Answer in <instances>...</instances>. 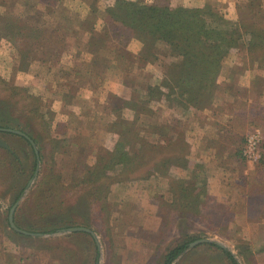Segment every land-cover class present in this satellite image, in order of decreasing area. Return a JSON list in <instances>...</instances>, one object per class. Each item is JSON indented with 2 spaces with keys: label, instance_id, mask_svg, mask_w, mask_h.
<instances>
[{
  "label": "rangeland",
  "instance_id": "obj_1",
  "mask_svg": "<svg viewBox=\"0 0 264 264\" xmlns=\"http://www.w3.org/2000/svg\"><path fill=\"white\" fill-rule=\"evenodd\" d=\"M127 1L210 7L209 23L238 37V45L223 58L209 101L186 109L165 98H148L155 86L166 90L180 57L168 41L122 27L106 9L114 0H0V128L23 131L39 154L31 173L28 144L0 130L20 158L12 162L0 150V264H165L177 244L200 238L222 243L237 264H264V238L259 237L264 223L246 229L248 223L234 221L230 206L212 202L217 197L210 194L206 174L213 161L226 163L229 184L249 185L253 204L264 203V159L244 154L251 134L260 137L264 151V61L246 46L264 25V0ZM120 119L131 122L148 144L181 140L188 167L172 165L166 176L142 177L151 168L122 173L117 165L91 175L98 159L108 158L124 138L119 134L123 126H114ZM200 151L206 157L197 155ZM240 171L241 177L232 179ZM52 177L56 180L49 184L58 182L63 189L43 222L57 231L43 232L53 228L44 224L40 231L47 235L18 234L7 225L14 196L25 186L14 217L18 211L16 225L29 231V221L38 218L34 206L40 185ZM172 177L193 183L206 179L203 214L187 220L172 210ZM99 180L107 188L103 202L93 201L88 191ZM75 226L93 230L100 248L90 233L60 232ZM212 241L187 245L169 264H231L224 252L209 247Z\"/></svg>",
  "mask_w": 264,
  "mask_h": 264
},
{
  "label": "trees",
  "instance_id": "obj_2",
  "mask_svg": "<svg viewBox=\"0 0 264 264\" xmlns=\"http://www.w3.org/2000/svg\"><path fill=\"white\" fill-rule=\"evenodd\" d=\"M114 2V6H108L106 9L115 20H119L122 27L131 31H138L144 38L153 36L156 39L161 38L168 41L175 54L180 57V61L172 65L171 74L167 77V81H165L167 85L165 87L166 90L155 86L148 90V98H165L171 101V103H180L186 109H188L189 105L198 108L206 104L210 99V93L217 85V77L222 60L232 47L238 45V37L236 38L234 34H228L226 31L214 27L209 23L208 17L214 15L210 7L191 8L157 4L146 5L135 1H127L124 4V0H114ZM122 13L123 15H121ZM88 23L90 26H94L92 19ZM246 46L250 55H254L256 59L264 61V25L256 28ZM129 105L131 106V104ZM135 106L137 107V105ZM114 126L115 128L123 126V130L119 134L124 138L116 143L114 150L109 154L108 158L101 156L98 159L96 167L91 170V175L95 176L96 172L100 173L108 168H116L117 165H120L119 168L122 173L134 171L142 167L151 168L144 171L145 174L142 177H148L153 173L166 176L172 165L188 167L187 146L186 144L183 145L181 140L178 142L168 137L166 145L160 143L148 144L143 136L133 130L131 122L120 119L114 123ZM3 133L17 136L28 144L33 154L32 173L35 170L37 159L35 149L30 141L24 136L12 132ZM177 143L179 147L176 146ZM135 146L137 151H134ZM0 150H3L4 154L6 153L9 154L8 156H11L10 161H20L17 153L11 151V149L0 147ZM197 167L200 168L201 165H197ZM50 180L56 179L53 177L49 180L45 178L42 185H40V195L37 199L35 198L34 206V211L38 213V218L29 221V226L26 227L29 231L42 232L40 228L44 224L54 226L51 225L53 224L51 222L47 223L46 219L54 209L51 207L53 202L58 203L60 191L63 188L58 185V182H56V185L49 184ZM100 180L98 184L95 182L98 187L92 186L88 189L92 200L95 202L97 199L103 202L107 193L106 186H103L105 185V181ZM25 181L22 180L23 185H25ZM168 186L169 192L172 195V202L170 203L172 207L174 206L173 211L178 210L181 216L183 215L187 220L201 213L203 214L202 205L206 202V198L204 199V197L207 194L205 178L198 183H193L191 179L185 181L172 177ZM23 187L25 186H22L14 196L12 206L21 194ZM99 189H103L104 193L101 194L102 191ZM99 195L101 197L97 198ZM211 200L215 202L213 198ZM56 207L59 209L58 205ZM60 210L62 212L65 211L64 208ZM19 215L21 214L17 211L14 217L16 224L19 223ZM45 217L46 219L43 222ZM7 225L9 226L8 219ZM57 228L53 227L49 230H43V232L57 231ZM188 244V241H186L172 248L165 257V264L171 263L182 253ZM212 245H214L216 250L224 252L230 259L231 264H237L233 259V255L226 248L219 244H211L209 247L213 248Z\"/></svg>",
  "mask_w": 264,
  "mask_h": 264
},
{
  "label": "crops",
  "instance_id": "obj_3",
  "mask_svg": "<svg viewBox=\"0 0 264 264\" xmlns=\"http://www.w3.org/2000/svg\"><path fill=\"white\" fill-rule=\"evenodd\" d=\"M208 150L209 149H207V151ZM204 153L205 151H203L202 153L200 151V154L197 153V155H205L206 157V154ZM192 154L193 150H191L190 152L189 158L191 159L193 158ZM205 161L206 162L204 163H206V167H210L209 163L211 162H209L207 158H205ZM211 164V169L209 171L207 170L208 173L206 172V174L208 176V179L210 178L211 182V184L209 185L210 194H216L215 196L217 197V199H214L215 203H217L218 205L230 206L231 208L229 212L233 217L232 219L236 222H243V225L244 223H248L245 227L246 229H250L251 224L256 225L257 227L258 223H264V207L262 209L257 208L258 205H264V203L256 202L255 204H253L255 199L251 198L249 185L240 187L234 186L233 183L229 184L231 182L230 175L226 173L227 169H230L229 165L226 163L222 164L221 162H219V165L217 161H213V163ZM203 165L205 166V164ZM242 174V171H240L236 175H234L232 179L234 177H241ZM215 182H219V184L214 185ZM259 237L264 238V235H260Z\"/></svg>",
  "mask_w": 264,
  "mask_h": 264
},
{
  "label": "water",
  "instance_id": "obj_4",
  "mask_svg": "<svg viewBox=\"0 0 264 264\" xmlns=\"http://www.w3.org/2000/svg\"><path fill=\"white\" fill-rule=\"evenodd\" d=\"M0 130L7 131V132H12V133H15V134H18V135H21V136H24L25 138H27L30 141V143L33 145V147L35 149V152H36V155H37V158L39 160V154H38V150L36 148V145L34 144V141L26 133H24L21 130L12 129V128H0ZM0 147L6 148V149H10V146L8 145V143L6 142V140L4 138H2L1 136H0ZM37 167H39V164H38ZM37 171H38V169H36L35 174H37ZM34 178L35 177H33V178H31L29 180L27 186L25 187V191L29 190V188L31 187V185H32V183L34 181ZM21 198H22V196L19 197V199L13 204V206L10 209L9 216H8V221H9L10 227H12L15 231H17L19 233H22V234H25V235H33V236H39V237L44 236V235H47V234H44L42 232H37V233L30 232V231L21 229V228H19L16 225L15 220H14V212H15V209L18 206ZM61 231L62 232H77V231H83V232L90 233L94 237V239H95V241L97 243V246L100 248V243L98 241V238H97L96 233L93 230H91L90 228H88V227L75 226V227H70V228L62 229V230H60V232ZM55 232L56 231H53V232H50V233H55ZM210 241H212V240L211 239H207V238L196 239V240L190 242L188 244V247L191 248V247H193V246H195L197 244H200V243H203V242H210ZM212 243L219 244V245H221L222 247L225 248V246L222 243H220V242L212 241ZM180 255H178L174 260H176ZM238 264H241V263H238Z\"/></svg>",
  "mask_w": 264,
  "mask_h": 264
},
{
  "label": "built area",
  "instance_id": "obj_5",
  "mask_svg": "<svg viewBox=\"0 0 264 264\" xmlns=\"http://www.w3.org/2000/svg\"><path fill=\"white\" fill-rule=\"evenodd\" d=\"M261 139L257 134L247 137V145L244 154L254 161L264 159V151H260Z\"/></svg>",
  "mask_w": 264,
  "mask_h": 264
}]
</instances>
